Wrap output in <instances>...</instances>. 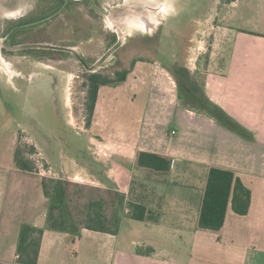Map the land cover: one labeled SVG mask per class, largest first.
<instances>
[{
	"label": "crops",
	"instance_id": "obj_1",
	"mask_svg": "<svg viewBox=\"0 0 264 264\" xmlns=\"http://www.w3.org/2000/svg\"><path fill=\"white\" fill-rule=\"evenodd\" d=\"M229 4L231 10L220 9L197 109L175 90L168 69L152 66L147 72L138 63L120 83H131V108L108 105L103 94L110 86L100 87L85 128L87 143L68 155L49 156L23 129L16 132L8 125L2 95L8 90L19 96L23 89L17 82L0 81V264H18L16 248L24 225L44 229L36 264H264V0ZM239 8L243 13L235 12ZM236 15L243 16L242 25L229 23ZM42 76L34 72L24 83L39 80L32 83L39 87ZM214 108L240 125L249 139L206 112ZM22 140L31 142L59 175L56 181L96 189L104 212L110 201L112 220L120 212L125 216L117 232L92 231L81 224L75 225L79 236L46 229L50 201L42 180L51 179L16 168L14 154ZM95 148L98 156L89 162L84 151ZM138 152L170 158V170L156 174L136 168ZM212 167L234 172L251 193L247 214L239 216L229 208L217 232L198 228ZM135 175L151 186L142 183V190L135 189ZM123 200L158 214L157 221L130 219L126 207H120Z\"/></svg>",
	"mask_w": 264,
	"mask_h": 264
},
{
	"label": "rangeland",
	"instance_id": "obj_2",
	"mask_svg": "<svg viewBox=\"0 0 264 264\" xmlns=\"http://www.w3.org/2000/svg\"><path fill=\"white\" fill-rule=\"evenodd\" d=\"M19 1L23 4L20 7L21 10L18 8L12 11V15L16 17L28 11L29 4L33 0ZM154 1L156 2L155 7L135 0H85L72 5L70 12H67V17L60 20V32L39 33L42 38L54 42L51 45L70 47L87 65L93 63V71L86 70L70 54H57L62 60L57 64L37 63L34 60V55L38 54L37 51L36 53L34 51L20 52L14 56L1 54L0 81L6 80L10 84L17 82L22 85L23 89L22 95L19 96L8 90L7 94L2 95V100L7 103L9 109L8 125L16 132L23 129L25 135L39 144L42 151L49 156L57 155L59 152L68 155L71 153L70 149L83 148L87 143L85 128L88 125L85 111L86 76L101 74L113 78L115 72L129 70L131 73L138 63H143L147 72L152 66L168 69L170 75H173L175 90L186 101H189L190 107L197 109L199 107L197 100L202 95L200 82L203 77L204 64L211 56L216 38V27L220 24L218 22L220 9L221 11L231 10L230 0H197L199 6L194 10H203V14L194 17L190 13L187 21L183 19L180 22L171 20V16L179 9L176 3L180 0ZM159 5L165 6V13L155 10ZM238 11L240 8L235 12ZM240 13L243 12L240 11ZM133 14L146 19L153 17V24L146 30L124 24L125 19L134 16ZM242 18V15L240 17L236 15L229 23L242 25L239 21ZM6 21L3 17L0 19V24ZM72 29L73 32H70ZM37 34L38 32H32L31 38L36 39ZM3 39L4 35L0 33V46L5 43ZM19 42L25 41L20 40ZM34 72L43 74L41 80L44 83L41 82L39 87L32 84L40 82L39 80L28 83L29 86L24 83ZM54 73H57L60 84L53 82L56 80ZM103 95L108 105L112 106L114 103V107L119 105V108H122L121 106L125 104L126 108H131L134 91L128 81L125 84L119 83L105 87ZM72 116L74 121L70 124ZM227 129L232 131L230 128ZM18 145L21 150H24L25 159L35 168V160L41 156L37 155L35 149L31 150L34 148L32 143L22 140ZM49 146H53L52 149H49ZM84 152L89 162L93 161V156H98L95 153L96 148ZM41 163L44 168H49L44 160H41ZM51 170L54 172V169L51 168ZM57 177L59 175L46 178L56 181ZM133 183L135 189L142 190L143 186L140 184L144 183V180H138L135 175ZM64 184H66L68 196L66 204L68 212L73 217L74 225L85 223V213L88 212L86 206L90 200L101 205L103 201L100 200V193L91 187L68 182ZM144 184L151 186V184ZM102 196L108 199L104 193ZM128 202L129 200H123L120 207L123 209ZM111 207L110 201L108 206H104L105 212L103 204L101 206V211L109 217L110 221L113 217ZM123 219L125 216L120 212L119 222Z\"/></svg>",
	"mask_w": 264,
	"mask_h": 264
},
{
	"label": "trees",
	"instance_id": "obj_3",
	"mask_svg": "<svg viewBox=\"0 0 264 264\" xmlns=\"http://www.w3.org/2000/svg\"><path fill=\"white\" fill-rule=\"evenodd\" d=\"M129 70L115 72L113 78L101 74L86 76L85 111L87 124H89L97 100L98 90L102 86H114L126 80ZM221 125L230 128L236 134L249 139L248 133L236 122L231 120L220 109L206 110ZM34 148H31L33 151ZM16 168L22 171H34V166L24 157V150L18 145L14 154ZM171 159L156 154L138 152L135 167L151 173L165 174L170 170ZM44 195L49 199V209L46 217V229L70 233L79 236L80 228L75 227L73 217L68 212V196L66 184L54 180H42ZM250 190L242 183L240 178L232 171L220 168H210L207 175L200 213L198 228L212 232L219 231L225 221L226 212L230 208L236 215H246L250 206ZM85 223L87 229L92 231L115 234L118 230L119 219L108 220L101 211L100 203L94 201L86 206ZM127 217L135 221L156 222L158 214L152 213L146 207L128 202L126 205ZM44 229L24 225L19 234L16 253L18 264H36L40 248V240Z\"/></svg>",
	"mask_w": 264,
	"mask_h": 264
},
{
	"label": "flooded vegetation",
	"instance_id": "obj_4",
	"mask_svg": "<svg viewBox=\"0 0 264 264\" xmlns=\"http://www.w3.org/2000/svg\"><path fill=\"white\" fill-rule=\"evenodd\" d=\"M84 1L85 0H33L29 4L30 8L28 11L18 14L16 17V15H12V11L18 10V8L22 7V2L19 0H0V11H3V13H0V19L5 17L7 20L6 22L0 24V33L1 35H4L3 41L5 42L0 46V55L5 54L6 56H14L18 55L20 52L34 51L36 53L37 51L38 54H36V56L34 55V60H36L37 63L41 64L47 62L51 64H57L62 61L61 56L57 55L61 53L70 54L79 62L78 58L73 52V49L70 47H63L68 50H55L45 47L37 48L32 46H54L51 45L54 42L42 38L39 33L60 32V20L63 17H67V12H70L72 5ZM176 5L179 9L177 10V13L171 16V20H174V22H180V20L183 19L184 21H187L190 13L194 17H199L201 14H203V10H199L200 12L197 11L199 6V2L197 0H180V2H177ZM195 7H197L196 10H194ZM150 25L151 24L148 21V26ZM18 32L23 33L18 35ZM32 32H38L36 39L31 38L32 36L30 34ZM70 32H73V29ZM19 39L24 40L25 42H19ZM84 63L88 68L93 66V63L90 65H87L85 61ZM54 75L56 76V81L58 82L59 78L57 77V73H54Z\"/></svg>",
	"mask_w": 264,
	"mask_h": 264
},
{
	"label": "bare ground",
	"instance_id": "obj_5",
	"mask_svg": "<svg viewBox=\"0 0 264 264\" xmlns=\"http://www.w3.org/2000/svg\"><path fill=\"white\" fill-rule=\"evenodd\" d=\"M136 2H144V3H148L149 5H152V7H155V4L156 2L154 0H135ZM156 10H159L161 13H165L166 11V8L165 6L163 5H159V6H156L155 8ZM131 15V14H130ZM134 15V14H133ZM129 16V15H128ZM124 19V18H123ZM148 21H151L150 24H153L152 21H154V18L150 17L148 19L144 18V17H140V16H132V17H129L127 19H125V23L124 24H130L131 26L134 25L136 26L137 28L139 29H142V30H146L147 27H148ZM123 22V21H122ZM134 26L132 28H134ZM129 27V26H128ZM131 28V27H130ZM119 29V28H118ZM136 29V28H135ZM130 30V29H129Z\"/></svg>",
	"mask_w": 264,
	"mask_h": 264
},
{
	"label": "built area",
	"instance_id": "obj_6",
	"mask_svg": "<svg viewBox=\"0 0 264 264\" xmlns=\"http://www.w3.org/2000/svg\"><path fill=\"white\" fill-rule=\"evenodd\" d=\"M174 134V132H172ZM38 155V154H37ZM40 157V155H38ZM40 160V161H39ZM42 158L35 160V170L34 172L42 177H55L56 174L51 170V168H44L43 164L41 163Z\"/></svg>",
	"mask_w": 264,
	"mask_h": 264
},
{
	"label": "water",
	"instance_id": "obj_7",
	"mask_svg": "<svg viewBox=\"0 0 264 264\" xmlns=\"http://www.w3.org/2000/svg\"><path fill=\"white\" fill-rule=\"evenodd\" d=\"M32 47H37V48H39V47H45V48H50V49H55V50H68V49L63 48V47H55V46H39V45H35V46H32ZM75 56L78 58L79 62L84 66V68L86 70L93 71V68L92 67L88 68L86 66V64L84 63V61L77 54H75Z\"/></svg>",
	"mask_w": 264,
	"mask_h": 264
}]
</instances>
